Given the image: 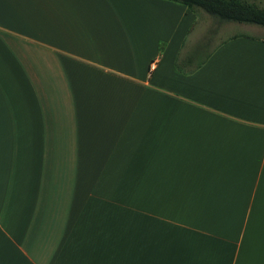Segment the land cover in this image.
I'll return each mask as SVG.
<instances>
[{
    "label": "crops",
    "instance_id": "obj_1",
    "mask_svg": "<svg viewBox=\"0 0 264 264\" xmlns=\"http://www.w3.org/2000/svg\"><path fill=\"white\" fill-rule=\"evenodd\" d=\"M207 17L0 0V264H264V36Z\"/></svg>",
    "mask_w": 264,
    "mask_h": 264
},
{
    "label": "trees",
    "instance_id": "obj_2",
    "mask_svg": "<svg viewBox=\"0 0 264 264\" xmlns=\"http://www.w3.org/2000/svg\"><path fill=\"white\" fill-rule=\"evenodd\" d=\"M189 9H199L219 23L255 25L264 28L261 0H167Z\"/></svg>",
    "mask_w": 264,
    "mask_h": 264
},
{
    "label": "rangeland",
    "instance_id": "obj_3",
    "mask_svg": "<svg viewBox=\"0 0 264 264\" xmlns=\"http://www.w3.org/2000/svg\"><path fill=\"white\" fill-rule=\"evenodd\" d=\"M203 22L206 23L207 31H201L200 33H203L202 39H205L210 43L207 49L208 51L222 41L238 35L256 34L264 36V28L255 25L237 24L231 22L219 23L210 16L205 18V21Z\"/></svg>",
    "mask_w": 264,
    "mask_h": 264
},
{
    "label": "built area",
    "instance_id": "obj_4",
    "mask_svg": "<svg viewBox=\"0 0 264 264\" xmlns=\"http://www.w3.org/2000/svg\"><path fill=\"white\" fill-rule=\"evenodd\" d=\"M150 68H151V69H153V68H154V64H153V63L150 65Z\"/></svg>",
    "mask_w": 264,
    "mask_h": 264
}]
</instances>
